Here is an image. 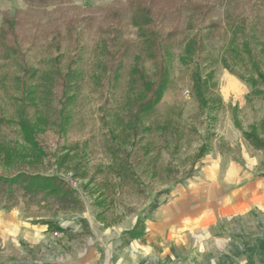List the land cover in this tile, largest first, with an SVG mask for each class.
I'll return each instance as SVG.
<instances>
[{"label": "rangeland", "instance_id": "1", "mask_svg": "<svg viewBox=\"0 0 264 264\" xmlns=\"http://www.w3.org/2000/svg\"><path fill=\"white\" fill-rule=\"evenodd\" d=\"M139 1L143 12L153 9L156 29L134 23L142 21ZM158 1L0 0V174L59 175L82 202L64 211L50 198L0 195V264H56L87 243L138 254L147 223L192 188L216 185L232 204L250 176L264 182V151L246 138L264 139V86L243 46L251 43L264 72L263 0ZM197 1L211 7L207 20ZM154 30L170 76L160 103L144 113L140 74L151 82L159 75ZM202 34L203 50L184 62ZM197 69L210 78L207 108L193 90ZM141 220L144 235L131 239ZM249 220L223 219L215 237L235 240Z\"/></svg>", "mask_w": 264, "mask_h": 264}, {"label": "crops", "instance_id": "2", "mask_svg": "<svg viewBox=\"0 0 264 264\" xmlns=\"http://www.w3.org/2000/svg\"><path fill=\"white\" fill-rule=\"evenodd\" d=\"M249 180L236 189L232 204L221 197L216 185L192 188L179 204L165 208L158 219L147 223L145 247L138 254L125 247L110 252L102 244L87 243L73 246L56 264H264V221L259 224L249 215L255 210L264 216V182L254 176ZM198 189L201 198H197ZM234 217L250 220L235 240L223 237L221 242L215 237L219 223Z\"/></svg>", "mask_w": 264, "mask_h": 264}, {"label": "trees", "instance_id": "3", "mask_svg": "<svg viewBox=\"0 0 264 264\" xmlns=\"http://www.w3.org/2000/svg\"><path fill=\"white\" fill-rule=\"evenodd\" d=\"M30 5H47L50 3H54L61 0H25ZM137 1V0H136ZM166 2V1H165ZM163 2V3H165ZM264 2V0H263ZM151 5L159 4L158 0H151ZM169 4V3H166ZM195 8L202 13L203 9L206 8V13L204 14V19L207 20L209 15L207 13L210 12V8H208V4L205 1H197L194 3ZM141 1H139V6L141 8ZM144 12L140 13L141 22L137 19L134 20V23L139 25L140 27H145L149 25H154L156 29V21L152 19L151 14L153 9L144 8ZM207 14V15H206ZM246 22L245 20H243ZM217 23H212L209 25L210 28H219ZM207 27V29L209 28ZM245 28V25H243ZM233 29V26H232ZM142 30V29H141ZM151 34V37H154V40H151V44L154 46L157 45L156 51L157 56L160 58L159 60V75L156 82H151L146 77V75L140 74L141 79H143V85L145 87V95L142 97L143 101L140 105V110L142 112H150L152 109L156 107L158 103H160L163 93L168 85L170 72L168 69L167 62L163 59V50L162 45L164 44V40L161 39V36L158 33V30L148 31ZM146 34V33H145ZM150 37V38H151ZM161 39V41H160ZM168 38H165V41ZM198 40H194L189 42L186 47V56L183 57V61L186 62L189 58L194 57L195 48H198L200 51L203 50V39L204 35L202 34L197 38ZM159 41V42H158ZM158 43V44H157ZM161 43V44H160ZM199 45V46H198ZM251 43L244 42L243 46L248 54H250V65L251 71H253V75L257 76L260 80L261 84L264 86V72L261 69L260 62L256 58L254 51L250 47ZM233 73V72H232ZM209 77L204 79L202 73L199 69H197L193 74V90L195 93V97L200 106L203 108H207L208 99L206 96V92L209 88ZM252 86H255L256 83L254 81V77L252 76L249 79ZM23 128L28 132L30 136H33V127L28 124L26 120H23ZM247 140L258 150L264 151V139L256 134V132H251L246 134ZM17 193H22L25 197H29L31 200L36 199H53L59 210L69 211L82 207L81 199L78 196V192L73 188V186L64 178L59 175H45L40 173H27V172H19L14 176H6L0 174V195L5 198L8 202L15 201ZM158 204L152 206L153 210L158 208ZM6 208L11 209V206H7ZM53 224H51L52 226ZM49 225V227H51ZM53 227V226H52ZM54 228L58 231L65 232L59 224H54ZM127 235L131 239L141 238L144 235V221H138L137 225L129 232Z\"/></svg>", "mask_w": 264, "mask_h": 264}, {"label": "built area", "instance_id": "4", "mask_svg": "<svg viewBox=\"0 0 264 264\" xmlns=\"http://www.w3.org/2000/svg\"><path fill=\"white\" fill-rule=\"evenodd\" d=\"M58 235V233H56V236Z\"/></svg>", "mask_w": 264, "mask_h": 264}]
</instances>
